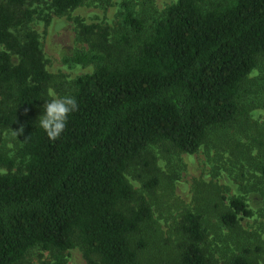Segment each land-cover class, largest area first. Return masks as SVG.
<instances>
[{
    "label": "trees",
    "instance_id": "1",
    "mask_svg": "<svg viewBox=\"0 0 264 264\" xmlns=\"http://www.w3.org/2000/svg\"><path fill=\"white\" fill-rule=\"evenodd\" d=\"M83 2L0 0V129L19 133L13 150L0 146V264H33L35 249L52 254L39 264H64L74 247L86 264H259L237 235L252 213L244 195L225 203L213 180L205 194L197 187L172 244L152 200L159 163L203 147L214 151L212 176H252L243 188L258 191L264 213V134L251 118L264 91L249 78L264 60V0H175L150 26L119 0L118 32L74 17L87 49L71 60L92 70L64 79L48 71L32 25ZM50 88L77 101L55 141L38 126ZM213 215L236 233L232 246L211 244Z\"/></svg>",
    "mask_w": 264,
    "mask_h": 264
},
{
    "label": "rangeland",
    "instance_id": "2",
    "mask_svg": "<svg viewBox=\"0 0 264 264\" xmlns=\"http://www.w3.org/2000/svg\"><path fill=\"white\" fill-rule=\"evenodd\" d=\"M48 2L49 0H45ZM135 13L141 18L146 19V25L151 24L152 18L165 8L168 4L175 0H130ZM119 0H110V4L104 5L99 0H84L83 4L72 10L69 14L51 15L48 22L41 19L34 21L32 27L37 31L41 47L46 59L48 71L55 75H63L64 79H71L77 75L92 70V64H82L74 62L71 58L78 52L87 49L85 43L80 42L76 38L74 17H80L85 22L100 23L111 28L112 32L122 29L121 15L118 6ZM254 79L264 91V60L260 63L249 76ZM54 91L52 88H50ZM49 89V90H50ZM55 92V91H54ZM58 97V93L55 92ZM52 98V97H51ZM251 118L255 120L264 134V107L255 108L251 111ZM13 129H0V146H5L9 150L15 148L18 135L15 136ZM18 133V132H17ZM213 149L209 154L203 147L192 154L181 152L176 158H179L176 166L168 167L166 162L161 161L162 177L161 186L156 190V196L153 197V211L158 220L160 229L163 231V237L174 242L175 234L173 232L174 222L178 220L180 212L184 208H193L197 203L194 196L196 188H199L201 194H205L203 183L210 180L216 182L226 199L231 195H244L248 207L252 211L250 216L243 217L239 221L241 231L238 237L243 238L242 242L247 248L252 249V256L256 258L259 264H264V213L262 211V199L258 191L248 189L244 190L243 186L247 183H253L254 179L249 174L242 177L237 169L229 174L221 169L220 172L212 176V166L217 163L213 158ZM229 153L224 152L225 166L229 167L227 162ZM215 166V165H214ZM172 167V168H171ZM0 171H4L0 168ZM175 172V178L169 180L167 176ZM237 171V174L235 173ZM134 189L141 186L139 180L127 176ZM203 204V202H200ZM212 226L209 227V240L214 246H220L232 243L237 235L233 233L229 237V231L218 226L215 215L210 218ZM64 264H86V260L78 247L71 248L62 254ZM50 251L35 249L29 256V262L39 264L42 258H50Z\"/></svg>",
    "mask_w": 264,
    "mask_h": 264
},
{
    "label": "clouds",
    "instance_id": "3",
    "mask_svg": "<svg viewBox=\"0 0 264 264\" xmlns=\"http://www.w3.org/2000/svg\"><path fill=\"white\" fill-rule=\"evenodd\" d=\"M50 101L44 104V114L38 118V126L42 128L50 140L55 141L66 128L68 116L77 110V101L70 96L57 97L55 92L49 90ZM23 128L20 129V133ZM15 136L19 133L13 132Z\"/></svg>",
    "mask_w": 264,
    "mask_h": 264
}]
</instances>
